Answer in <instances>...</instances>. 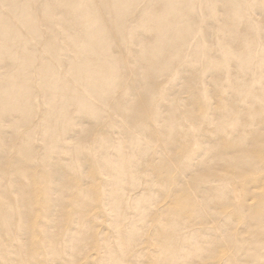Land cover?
Returning a JSON list of instances; mask_svg holds the SVG:
<instances>
[{"label":"bare ground","instance_id":"1","mask_svg":"<svg viewBox=\"0 0 264 264\" xmlns=\"http://www.w3.org/2000/svg\"><path fill=\"white\" fill-rule=\"evenodd\" d=\"M0 264H264V0H0Z\"/></svg>","mask_w":264,"mask_h":264}]
</instances>
